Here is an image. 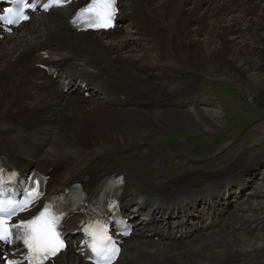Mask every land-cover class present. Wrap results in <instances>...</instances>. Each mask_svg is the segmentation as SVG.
<instances>
[{
    "label": "bare ground",
    "instance_id": "1",
    "mask_svg": "<svg viewBox=\"0 0 264 264\" xmlns=\"http://www.w3.org/2000/svg\"><path fill=\"white\" fill-rule=\"evenodd\" d=\"M122 4L128 31L119 39L100 34L83 41L68 39L66 15L59 10L49 19L35 18L33 24L2 41L0 150L25 168L56 167L64 178L83 179L85 174L97 178L123 170L130 180L127 201L138 206V190L162 196L187 191L201 197L200 186L216 182L208 192L220 202L232 196L234 188L250 189L247 199L233 202L225 227L199 233L184 244L133 237L121 264L130 260L132 264H235L253 255L257 264H264V173L261 182H255L264 145L225 173L186 174L171 181L164 179L169 171L164 156L138 147L147 128L175 126L206 133L220 124L209 109L217 98L200 90L204 77L197 69L217 63L216 79L229 78L220 75L226 71L252 83L253 90L244 89L247 94L264 90V0H122ZM143 6L144 14L139 11ZM73 43L79 44L73 50L79 57L98 60L102 71L120 76L118 88L125 87L136 96L138 83L130 88L133 78H150L154 84L142 88L152 90L154 100L168 105L138 113L131 107L109 106L104 100L64 96L50 81L39 80L34 68L36 51L53 45L52 50L63 52L72 50ZM169 47L174 50L171 58L166 57ZM181 69L188 72L176 76ZM253 69L258 71L253 74ZM100 111L103 117L115 116L116 121L109 123L115 127L103 125ZM40 144L45 150L34 157L32 151ZM59 186L61 182L54 188ZM59 264L80 263L70 253Z\"/></svg>",
    "mask_w": 264,
    "mask_h": 264
},
{
    "label": "rangeland",
    "instance_id": "2",
    "mask_svg": "<svg viewBox=\"0 0 264 264\" xmlns=\"http://www.w3.org/2000/svg\"><path fill=\"white\" fill-rule=\"evenodd\" d=\"M173 52L172 47L166 49V57L171 58ZM218 66L217 63H211L196 71L204 77V81L201 82L202 85L205 82L204 88L210 90L211 94L217 98L215 107H209L220 120V124L215 129L200 133L184 127L169 126L161 130L147 128L138 139L152 151H159L158 153H161L166 160L176 161L179 174L223 173L226 169H232L238 163L244 162L245 156L264 145V125L258 127L259 124L264 123V90H256L255 94L249 95L245 90L248 88L253 90L252 83L245 77H237L234 73L226 71L220 72V75L229 78L216 79ZM257 71L253 69L252 73L255 74ZM186 72H188L187 69L178 71L181 73L180 77ZM175 75L179 76L177 73ZM101 114L102 112L99 113V117H103ZM103 118L104 126L116 121L115 116L111 114L104 115ZM111 126H114V123ZM111 126L109 125V128ZM169 130H174L173 135L169 133ZM161 131L164 132L160 133ZM227 145L230 147L220 150ZM184 160L188 162L187 167ZM260 164L261 182L264 173V158ZM255 173L257 174V171ZM245 198L248 197L243 199ZM261 214L264 215V212ZM241 264H257L256 256L253 255L250 259L243 260Z\"/></svg>",
    "mask_w": 264,
    "mask_h": 264
},
{
    "label": "snow or ice",
    "instance_id": "3",
    "mask_svg": "<svg viewBox=\"0 0 264 264\" xmlns=\"http://www.w3.org/2000/svg\"><path fill=\"white\" fill-rule=\"evenodd\" d=\"M58 5L69 2V0H54ZM13 3L17 7L18 15L22 16L24 19H28L27 15H24V9H32L35 7V4H29L28 0H13ZM115 0H90V3L87 7L82 8L76 14V17L73 20V23H76V19H83L88 14H94L99 26L107 27L109 22L114 15ZM47 8V5H45ZM4 17H0V20H3ZM12 23V21H8ZM39 195V193H37ZM27 204H21L19 206V211L24 212L27 210ZM32 207H35L33 204ZM17 215L16 208L8 210L4 207L3 203H0V241L4 242H14L9 239L14 234L11 227H7V220L5 217H12ZM21 224L26 226L28 232L24 238V243L28 246L30 251L33 252H51L53 255L59 250V247L62 244L61 242L54 243V240H57V237L53 233V228L55 226V218L49 214L47 207L40 211L38 215L34 216L31 220H22ZM16 239H19V236H15ZM94 243L92 245V251L97 253V255H103L107 252L105 247V240L109 239L106 237L103 231L97 232L94 234ZM118 251V250H117ZM9 264H14V262H9Z\"/></svg>",
    "mask_w": 264,
    "mask_h": 264
}]
</instances>
